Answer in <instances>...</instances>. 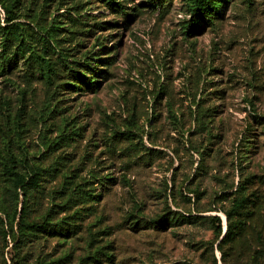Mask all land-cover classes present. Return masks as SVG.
I'll use <instances>...</instances> for the list:
<instances>
[{"label": "rangeland", "instance_id": "374dc122", "mask_svg": "<svg viewBox=\"0 0 264 264\" xmlns=\"http://www.w3.org/2000/svg\"><path fill=\"white\" fill-rule=\"evenodd\" d=\"M113 1L8 6L0 207L7 166L38 174L29 223L58 229L20 250L0 211V264H264V0H223L197 31L196 0ZM73 70L94 87H58Z\"/></svg>", "mask_w": 264, "mask_h": 264}, {"label": "trees", "instance_id": "16d2710c", "mask_svg": "<svg viewBox=\"0 0 264 264\" xmlns=\"http://www.w3.org/2000/svg\"><path fill=\"white\" fill-rule=\"evenodd\" d=\"M108 7L112 8L116 5L113 0H101ZM229 1V0H228ZM17 0H0V6L6 12V18L4 19V26L1 25V17H0V49L4 52V55L8 58L13 57L14 65H16V61L20 55V42H21V30L19 26L14 22L15 17L12 16V13L9 10V4H16ZM223 3V0H196V13H194V24L190 28L195 29L196 31L200 29L201 24H205L204 21H207V18L211 19L217 17L218 15V7ZM101 30L107 31L112 30V28L105 29L103 26H110L108 22H101ZM16 48V49H15ZM74 72V70L72 71ZM77 77L72 78V83H62L59 84L58 87H72V89H76L77 85L84 86L88 89H92L94 87V83L89 81L85 75L79 74L77 71L74 72ZM71 79V78H70ZM6 175L8 176V187L7 190L3 193V204L5 209L0 207V211H2L7 219V224L10 226L13 233L14 232V223L18 217V231L16 235V248L22 250L29 247L32 243L37 242L42 235H51L55 233L58 229V225L52 226L46 219L41 224L38 223H29V219L31 218L33 212V206H30V199L33 195L34 191L39 189V176L34 175L31 178H28L27 175L21 174L20 172L14 169V165L7 166L5 168ZM22 193V208L21 211H18V207L20 204V195ZM244 200H241V202ZM239 207V204H238ZM228 219H231V215L228 214ZM203 220L202 217L193 216L186 217L181 216V221L183 223H192L193 221ZM174 219L171 216L166 215L161 217L159 220L154 221L152 225L155 228L166 230L171 227ZM211 222L218 225L217 230L218 233H221V220L218 217H214L211 219ZM1 224L3 222L1 221ZM235 234L233 233V229L230 227L227 229L225 233L224 239H233ZM19 250V251H20ZM47 260V259H46ZM42 261V264H60L61 261ZM39 264V263H38Z\"/></svg>", "mask_w": 264, "mask_h": 264}]
</instances>
